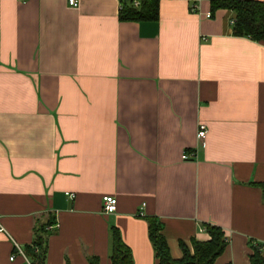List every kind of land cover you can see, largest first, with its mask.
I'll list each match as a JSON object with an SVG mask.
<instances>
[{
    "label": "crops",
    "instance_id": "0c3cea01",
    "mask_svg": "<svg viewBox=\"0 0 264 264\" xmlns=\"http://www.w3.org/2000/svg\"><path fill=\"white\" fill-rule=\"evenodd\" d=\"M119 6L0 0V264H31L9 256L49 220L44 264H110L112 226L133 264H155L145 217L174 259L209 223L227 237L214 264H250L252 245L264 256V42L234 35L228 9L206 16L210 0H158L142 21Z\"/></svg>",
    "mask_w": 264,
    "mask_h": 264
},
{
    "label": "trees",
    "instance_id": "16d2710c",
    "mask_svg": "<svg viewBox=\"0 0 264 264\" xmlns=\"http://www.w3.org/2000/svg\"><path fill=\"white\" fill-rule=\"evenodd\" d=\"M135 1L138 4L135 5ZM224 8L232 12V30L234 35L246 36L255 41L264 42V0H210L211 11ZM158 18V0H120L118 19L122 21L156 20ZM264 196V184H259ZM148 228V238L152 245L155 264H214L215 258L224 249L227 237L219 226L205 224L208 234L206 240H191V250L180 243L182 256L174 259L170 256L166 240L161 232L160 222L153 217H145ZM56 222L49 220L39 224L34 229V238L30 245L24 248V253L31 264H44L46 252V233L48 225ZM46 225V226H45ZM249 255L250 264H264V256L260 245H252ZM110 264H133L130 248L122 241L118 229L110 230ZM64 264H69L67 261ZM90 264H97L96 258L90 259ZM230 264V263H226Z\"/></svg>",
    "mask_w": 264,
    "mask_h": 264
},
{
    "label": "built area",
    "instance_id": "2783aa9c",
    "mask_svg": "<svg viewBox=\"0 0 264 264\" xmlns=\"http://www.w3.org/2000/svg\"><path fill=\"white\" fill-rule=\"evenodd\" d=\"M68 1V4L70 6H76L78 4V0H67ZM138 4L137 1H135V5ZM196 7L195 5H193L191 7V10L192 11H195L196 10ZM206 16H210V13H206ZM205 134H206V126L204 123H199L198 126H197V129H196V137L198 138V140H202L204 137H205ZM194 155L193 152H188V151H184L181 155V157L183 159H186V158H189V157H192ZM68 195L72 196L73 194L71 193H68ZM102 208L105 212H113L116 210V198L114 196H111V195H104L102 196ZM56 226V223L53 224V225H48V229H52ZM1 226H0V230H1ZM16 253H19L21 254L24 258H26L25 254L20 250V248L18 247V245H16V251L14 253H12L10 256H9V259L10 260H13L14 256Z\"/></svg>",
    "mask_w": 264,
    "mask_h": 264
}]
</instances>
